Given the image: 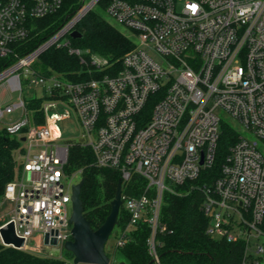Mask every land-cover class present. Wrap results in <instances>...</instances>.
<instances>
[{"label": "built area", "instance_id": "1", "mask_svg": "<svg viewBox=\"0 0 264 264\" xmlns=\"http://www.w3.org/2000/svg\"><path fill=\"white\" fill-rule=\"evenodd\" d=\"M68 1L0 0V58L14 59L0 83L31 89L28 97L43 99L45 115L35 123L25 98L0 107V117L17 107L27 115L5 126L21 145L4 195L12 212L0 227L13 222L23 250L32 251L46 234L63 249L72 239L68 204L81 181L74 179L83 178V169L67 170L70 149L79 143L91 148L96 166L121 172L123 189L134 175L145 180L138 195L122 191L129 223L119 227L116 246L125 244L131 226L146 222L149 253L161 264L164 196L180 194V186L213 167L225 122L239 138L221 175L202 187L207 234L243 242V264H264V0H109V15L130 30L134 43L119 63L71 45V33L100 0H83L74 12L65 8ZM61 12L65 21L55 34L26 52L33 21ZM52 46L68 48L94 77L74 81L36 69ZM73 116L82 134L69 143L62 125Z\"/></svg>", "mask_w": 264, "mask_h": 264}, {"label": "trees", "instance_id": "2", "mask_svg": "<svg viewBox=\"0 0 264 264\" xmlns=\"http://www.w3.org/2000/svg\"><path fill=\"white\" fill-rule=\"evenodd\" d=\"M108 1L100 0L99 7L106 8ZM82 4L83 0H70L65 8L74 12ZM64 21L63 12L34 20L33 34L24 45L25 51L37 48L52 37ZM77 29L82 33V37L71 38L72 46L83 51L88 50L90 54L107 57L115 63H119L134 47L131 38L111 25L96 10L84 16ZM90 54L86 53V58H89ZM13 62L14 59L11 57L0 58V73ZM34 67L43 72L49 69L56 70L74 81L94 77L80 62L79 57L70 54L66 47L52 46L40 55ZM42 102V98H25L26 107L32 113L35 123L45 121ZM152 106L153 103L150 102L146 108L148 116ZM238 138L237 130L224 122L213 167L203 171L199 178L180 186L178 188L180 194H165L162 219L167 225V230L157 236L161 264H243L245 244L241 241L218 240L208 235L209 218L202 210L205 198L202 187L212 185L221 175V168L227 160L230 148ZM20 145L21 140L17 136L11 135L6 127H0V212L7 206L4 200L6 185L16 175L15 151ZM77 169H83V177H86L81 191L84 215L90 220L91 227L98 229L111 212V202L116 196L122 174L119 170L96 166L91 148L79 143L71 147L67 165L69 172ZM144 184L145 180L141 176L134 175L129 184L124 185L123 192L138 195L143 191ZM118 219V226L125 230L129 216L123 207L120 209ZM150 233L151 229L146 222L131 226L124 236L125 244L121 247L116 246L114 252L107 253L113 256L120 251L126 264H156L152 262L153 258L149 253ZM73 259L74 255L69 251H64L60 258L48 257L33 251L6 246L0 241V264H74Z\"/></svg>", "mask_w": 264, "mask_h": 264}, {"label": "water", "instance_id": "3", "mask_svg": "<svg viewBox=\"0 0 264 264\" xmlns=\"http://www.w3.org/2000/svg\"><path fill=\"white\" fill-rule=\"evenodd\" d=\"M71 37L74 39L81 38L82 33L79 30H74L71 33ZM85 181L86 177H83L79 183L73 186L72 214L70 216L72 239L67 240L62 249L60 245H57L56 238L49 240V235L46 234L40 238L39 244L34 246L33 252L48 257L60 258L65 250L74 255V264H110L111 257L106 251V244L114 228L119 223L118 217L123 204L122 180H120L116 196L111 202V212L98 229H93L90 220L84 215L81 191ZM0 241L6 246H12L17 249H22L25 245V240L17 236L13 222L0 227ZM119 264L126 263L120 262Z\"/></svg>", "mask_w": 264, "mask_h": 264}, {"label": "rangeland", "instance_id": "4", "mask_svg": "<svg viewBox=\"0 0 264 264\" xmlns=\"http://www.w3.org/2000/svg\"><path fill=\"white\" fill-rule=\"evenodd\" d=\"M95 10L104 18L106 19L111 25H113L115 28H117L119 31L124 33L126 36L130 38L131 32L130 30L125 27L122 23L111 17L107 11L106 8L99 7L97 5L95 7ZM66 37L62 39V42L66 41ZM4 92V95L2 94ZM32 90L24 88L23 91L20 90H13L8 85L7 81L4 80L0 83V107L3 108V110L6 109L8 105H13L20 101L21 98H27L30 96ZM222 118L233 121V119L225 112L221 113ZM27 115L25 114L24 110L21 107H17L14 109V111L10 113H5L4 116L0 117V127H5L8 124H11L13 122L18 121L19 119L26 118ZM63 134H64V141L65 142H77L82 134L81 125L77 121V119L73 116L71 120H68L64 122L62 125ZM81 180V177H77L74 179L75 182H79ZM13 205L7 204L5 210L3 212H0V221H4L5 217H10V213L12 212ZM68 211L69 215L72 214V202L68 204ZM117 232H119V226L116 225L114 228L107 244H106V251H112L116 249V243H117ZM264 241V238H263ZM33 242H30L32 244ZM65 251V250H64ZM64 251L62 252V255H64ZM114 262L116 264H119L120 262H123V257L120 251H117L116 254L113 256Z\"/></svg>", "mask_w": 264, "mask_h": 264}, {"label": "crops", "instance_id": "5", "mask_svg": "<svg viewBox=\"0 0 264 264\" xmlns=\"http://www.w3.org/2000/svg\"><path fill=\"white\" fill-rule=\"evenodd\" d=\"M2 94L4 95V92H2ZM35 244V243H34ZM36 245V244H35Z\"/></svg>", "mask_w": 264, "mask_h": 264}]
</instances>
